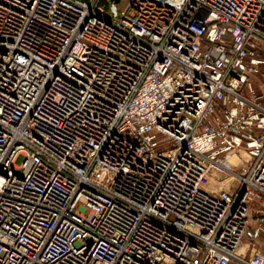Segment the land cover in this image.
<instances>
[{
    "label": "built area",
    "instance_id": "1",
    "mask_svg": "<svg viewBox=\"0 0 264 264\" xmlns=\"http://www.w3.org/2000/svg\"><path fill=\"white\" fill-rule=\"evenodd\" d=\"M0 0V264H264V0Z\"/></svg>",
    "mask_w": 264,
    "mask_h": 264
},
{
    "label": "rangeland",
    "instance_id": "2",
    "mask_svg": "<svg viewBox=\"0 0 264 264\" xmlns=\"http://www.w3.org/2000/svg\"><path fill=\"white\" fill-rule=\"evenodd\" d=\"M116 1H118V0H116ZM127 2H128V0H123L122 1V4H121V8L125 7L126 4H127Z\"/></svg>",
    "mask_w": 264,
    "mask_h": 264
}]
</instances>
